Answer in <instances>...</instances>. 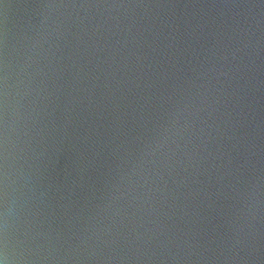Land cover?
<instances>
[{
	"label": "water",
	"instance_id": "95a60500",
	"mask_svg": "<svg viewBox=\"0 0 264 264\" xmlns=\"http://www.w3.org/2000/svg\"><path fill=\"white\" fill-rule=\"evenodd\" d=\"M0 222L34 264H264V0H0Z\"/></svg>",
	"mask_w": 264,
	"mask_h": 264
},
{
	"label": "clouds",
	"instance_id": "9594fccd",
	"mask_svg": "<svg viewBox=\"0 0 264 264\" xmlns=\"http://www.w3.org/2000/svg\"><path fill=\"white\" fill-rule=\"evenodd\" d=\"M5 177L0 175V196H6ZM0 264H34L22 258L10 256L8 252V235L2 222H0Z\"/></svg>",
	"mask_w": 264,
	"mask_h": 264
}]
</instances>
